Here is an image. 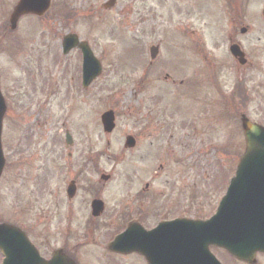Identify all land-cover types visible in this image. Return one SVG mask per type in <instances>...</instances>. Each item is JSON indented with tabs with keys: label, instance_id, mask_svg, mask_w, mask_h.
Segmentation results:
<instances>
[{
	"label": "rangeland",
	"instance_id": "374dc122",
	"mask_svg": "<svg viewBox=\"0 0 264 264\" xmlns=\"http://www.w3.org/2000/svg\"><path fill=\"white\" fill-rule=\"evenodd\" d=\"M16 1L0 0V91L6 104L1 133L5 164L0 177V222L22 228L32 240L39 232L47 234L58 247L64 234L55 230L60 220L50 215L54 197L48 192L58 190L75 172L84 189L90 187L88 191H93L91 185L99 182L100 173L111 175L113 182L103 191L106 203L113 205L110 208L122 206L125 211L124 207H132L122 204L127 194L121 193V188L129 175L137 176L138 183L150 181V186L159 191L171 184L178 191L179 203L183 198L190 201L192 194L210 204L209 210L207 205L202 208V216L209 215L244 149L238 114L243 112L251 121L264 124V95L259 93L254 100L248 94L252 101L246 106H241L235 97V110L226 104V97L231 96L230 75H221V89L218 85L217 89L211 87L201 77L191 78L182 86L175 73L173 83L164 82L162 59L150 64L154 68L149 67L146 47L161 38L162 43L166 38L178 43L177 31L166 27L164 33L162 28L154 27L146 32L157 17L142 9H138L140 19L147 27L135 28L131 9L137 4L133 0L132 4L131 0H116L115 6L106 11L102 4L108 0H64L75 14L67 28L59 18L45 15L40 19L24 18L11 31L8 17ZM146 5L152 6V2L147 0ZM258 9V3L249 8L250 13ZM161 16L160 13L157 22H161ZM249 21L257 22L251 16ZM71 32L89 43L102 66L101 74L81 93L77 88L79 62L75 61L78 52L69 53L63 62L62 56L60 61L57 56L62 37ZM136 34L142 37L133 38ZM172 46L175 47L173 43ZM174 52L173 61L166 64L178 71L181 52ZM142 67L148 72L147 78ZM228 101L232 104L231 99ZM107 110L115 114L116 126L111 134L103 133L100 122L101 114ZM186 129L195 133L196 139L184 138ZM65 132L74 141L68 149L64 145ZM124 133L138 138L135 148H123ZM89 149L97 174L78 168L83 165L81 153ZM69 152L74 168L64 171L66 161L62 155L66 157ZM160 165L162 170L158 169ZM154 171L158 173L149 180V173ZM37 175L41 176L39 180L34 179ZM111 191L115 194L110 195ZM146 201H150V206L143 211L149 213L160 207L165 198L156 192ZM44 207L48 217L42 215ZM80 216L77 214L76 220L71 221L73 227L79 225ZM97 229L92 235L96 241L90 237L84 247L100 250L113 233L107 228ZM75 240L69 238L70 246L76 245ZM256 264H264V256Z\"/></svg>",
	"mask_w": 264,
	"mask_h": 264
},
{
	"label": "water",
	"instance_id": "95a60500",
	"mask_svg": "<svg viewBox=\"0 0 264 264\" xmlns=\"http://www.w3.org/2000/svg\"><path fill=\"white\" fill-rule=\"evenodd\" d=\"M47 4L48 0H21L11 15L12 28L22 14H42ZM75 41L74 36L65 37L64 52L71 49ZM80 48L84 55V83L89 84L98 75L99 64L85 44ZM4 112L5 105L0 94V134ZM101 120L104 131L111 132L114 126L112 112L103 114ZM242 129L245 151L214 217L190 225L183 221L163 224L155 231L139 236L129 229L110 248L139 252L149 264H218L207 250L209 245H215L241 261L254 264L256 253H264V128L243 118ZM126 145L131 147L133 141L128 139ZM2 168L0 145V175ZM126 241L130 242L129 245L119 248ZM24 243L27 242L21 231L0 224V250L5 256L3 264H62L32 258L23 248Z\"/></svg>",
	"mask_w": 264,
	"mask_h": 264
},
{
	"label": "flooded vegetation",
	"instance_id": "af4514ba",
	"mask_svg": "<svg viewBox=\"0 0 264 264\" xmlns=\"http://www.w3.org/2000/svg\"><path fill=\"white\" fill-rule=\"evenodd\" d=\"M146 1L133 0L140 6H143ZM149 1L152 2V6H144L146 11H154V8L161 9L164 12L161 23L177 25L181 52L178 58L179 75L184 76L201 66L204 68L203 71H208L210 74L229 72L243 87L250 83L253 88H264V21H261L258 12L251 13L252 16H256L257 22L249 21L248 12L250 1L255 0ZM258 1L261 7L264 6V0ZM202 17H207L210 21L202 22ZM216 18L219 20L213 21ZM203 37L208 38L211 43L208 50L205 48ZM147 189L145 187V191ZM83 193L88 195V188ZM101 195L102 193L93 194L92 199H99ZM134 196L141 198V193L135 191ZM53 207L54 215L58 216L60 210L57 203ZM177 209L187 217L193 219L197 217L193 203L185 207L184 204L180 205ZM79 211L81 213L87 211L86 202L84 206L80 204ZM159 211L160 208H157L149 214L139 209L136 212L137 222L144 229L151 230L158 223L153 221V218ZM190 211L193 212L190 213ZM168 220L170 219L164 218L162 221ZM129 221L131 220L127 222ZM125 223L126 220L122 217H116L114 224L118 226V232L124 230ZM49 238L46 235H39L36 240L29 238L40 257L46 260L50 259L56 250ZM66 244L64 242L57 249H62L63 253L75 260L76 264L97 263L96 259L102 260L103 264H147L145 258L136 253L117 254L108 251V247H104L100 251H94L90 257V252L72 250ZM210 251L214 253L217 250L211 247Z\"/></svg>",
	"mask_w": 264,
	"mask_h": 264
}]
</instances>
